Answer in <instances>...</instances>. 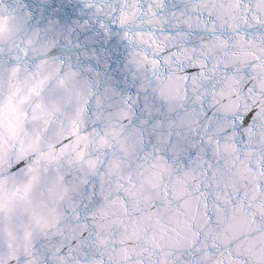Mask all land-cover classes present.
<instances>
[{
    "label": "clouds",
    "instance_id": "obj_1",
    "mask_svg": "<svg viewBox=\"0 0 264 264\" xmlns=\"http://www.w3.org/2000/svg\"><path fill=\"white\" fill-rule=\"evenodd\" d=\"M0 264H264V0H0Z\"/></svg>",
    "mask_w": 264,
    "mask_h": 264
}]
</instances>
